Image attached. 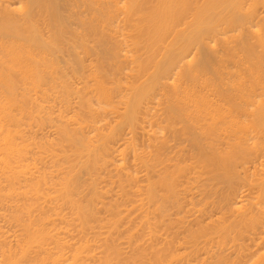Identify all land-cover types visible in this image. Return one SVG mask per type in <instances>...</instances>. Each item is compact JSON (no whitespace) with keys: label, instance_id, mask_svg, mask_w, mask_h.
Listing matches in <instances>:
<instances>
[{"label":"bare ground","instance_id":"bare-ground-1","mask_svg":"<svg viewBox=\"0 0 264 264\" xmlns=\"http://www.w3.org/2000/svg\"><path fill=\"white\" fill-rule=\"evenodd\" d=\"M0 264H264V0H0Z\"/></svg>","mask_w":264,"mask_h":264},{"label":"rangeland","instance_id":"rangeland-1","mask_svg":"<svg viewBox=\"0 0 264 264\" xmlns=\"http://www.w3.org/2000/svg\"><path fill=\"white\" fill-rule=\"evenodd\" d=\"M218 51V50H217ZM217 51H215L216 52V54H218V52Z\"/></svg>","mask_w":264,"mask_h":264}]
</instances>
